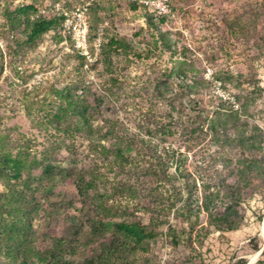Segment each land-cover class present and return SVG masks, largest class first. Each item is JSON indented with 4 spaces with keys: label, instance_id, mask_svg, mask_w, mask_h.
<instances>
[{
    "label": "rangeland",
    "instance_id": "rangeland-1",
    "mask_svg": "<svg viewBox=\"0 0 264 264\" xmlns=\"http://www.w3.org/2000/svg\"><path fill=\"white\" fill-rule=\"evenodd\" d=\"M27 4H34L38 15L44 17L64 14L68 23L61 30L63 42L49 34L33 49L17 47L16 37L3 27L2 14ZM136 6L133 10L123 0H0V136L4 145L13 155L29 152L32 157L63 142L68 151L62 148L55 155L62 168H92L95 139L86 134L64 139L45 117L54 110L45 100L50 87L83 82L88 87L86 98L95 110L94 125L114 127L113 135L101 144L124 146L131 139L130 153L137 156L140 167L158 164L174 176L158 189L163 199L156 210L167 204V197L178 192L182 195L181 202L168 213L167 223L152 225L141 208L147 205L144 195L156 184L140 169L125 173L107 170L108 190L127 182L134 191V197L122 193L113 199L114 207L123 214L117 220L138 222L155 233L144 251L121 263L264 264V255L255 256L264 246V0H170L171 16L162 24L155 22L167 34L170 51L162 47L157 32L147 28L145 14L151 12ZM78 16L87 29L91 24L97 28L93 57L88 30L85 49L75 47L71 30ZM111 38L121 41L122 47L112 50L108 73L98 55L101 43ZM77 55L85 57L83 67ZM178 68L185 75L181 86H176L174 77ZM160 80L171 84L164 99L154 92ZM192 80L200 86L194 89ZM216 113L227 123L228 135L233 131L229 116L236 113L233 138L261 137L260 149L247 151L226 145L223 132L215 134L208 129V120ZM253 160L256 164L251 169L242 165ZM236 171L243 173L239 203L243 220L237 231H214L203 213L189 222L176 217L175 210L184 201L195 207L223 183L234 185ZM28 175L25 172L24 178ZM30 175L37 178L40 172ZM44 185L30 182L25 193L29 204L15 220L18 228L29 225V235L34 238L28 263L43 264L42 254L54 238L75 249L70 260L94 258L109 236L89 241L90 228L70 180L58 175L52 184ZM8 188L0 182V194L8 193ZM17 191L12 189L9 194ZM194 222L196 249L191 250L189 227ZM1 261L20 264L9 258Z\"/></svg>",
    "mask_w": 264,
    "mask_h": 264
},
{
    "label": "trees",
    "instance_id": "trees-1",
    "mask_svg": "<svg viewBox=\"0 0 264 264\" xmlns=\"http://www.w3.org/2000/svg\"><path fill=\"white\" fill-rule=\"evenodd\" d=\"M131 8L135 10L137 6L131 4ZM2 16L5 31L16 37V44L19 49L22 47L33 49L49 34L57 42H63L64 38L61 36V30L65 20L64 14L44 17L38 15L34 4H27L16 6L12 10L6 9ZM170 16L171 8L170 13L164 16L149 12L145 14L147 28L157 32L162 47L167 51H170V47L165 40L167 34L162 32L155 22L162 24ZM18 35H22L23 39L19 40ZM96 37L97 28L91 24L88 26V44L91 45L90 57L94 55L92 44ZM121 47V41L118 39L111 38L106 44L101 43L98 60L104 65V69L108 73L112 64L111 52ZM71 49L76 52L73 43H71ZM77 58L80 60V67H83L85 57L77 55ZM174 77L177 81L176 86H181L185 75L180 68L176 70ZM192 82L194 89L200 86L197 81L192 80ZM169 85L171 86V84H167L162 80L155 84L154 92L158 99H164ZM185 87L190 88L188 84ZM87 89L88 87L83 82L75 86H64L62 88L50 87L45 100H49L54 110L47 112L45 117L49 124L60 130L64 139L75 134H86L87 137L92 136L95 139V142L92 141V156L94 157L92 168L85 169L76 166L71 169L62 168L55 155L62 148L68 151L63 142L46 149L39 156L34 155L31 157L29 152L13 155L4 145V137L0 136V182L9 187L8 193L0 194V198H2L0 200V264H5L1 259L8 258L13 262L20 261V264H29L28 259L30 258L34 238L29 235V225L25 228L21 226L18 228L15 220L17 216L23 213L24 207L29 204L25 198V193L30 190L31 181H36L42 186L45 183L44 186L46 187L52 184L58 175L70 180L78 194L82 211L85 212L87 225L90 228L89 241L106 240L109 236L106 242H102L99 254L94 258L85 259L83 262L70 260L69 257L75 255V249L67 246L61 239L54 238L51 240L49 249L42 254L43 264H122L121 262L128 257L144 251L147 242L155 237V233L148 231L147 226L138 222L117 220L123 214H120L119 209L114 207L113 199L119 197L122 193L134 197V191L127 182H124L120 187L111 186L108 190L106 187L109 180L107 170L125 173V171L140 169V172L143 171V176L148 178L149 182L156 184L144 195L143 200L147 205L141 208L144 213L150 216L152 225L167 223L168 213L175 209L182 200V195L178 192L175 196L167 197V204L163 205L159 211L156 210V204L163 199L158 189L170 183L174 176L168 174L166 169H162L158 164L140 167L137 156L130 153L131 139L124 146L107 148L102 145L101 141L108 140L113 135L114 127L111 125H94L95 110L93 104L86 98ZM79 92H81L80 95H78ZM253 102L254 100L250 101V103ZM220 107L223 109V104H220ZM246 108L247 105L243 106L244 113ZM235 115L229 116L233 122V131L237 130L235 125L238 118ZM208 129L215 134L219 131L223 132L225 134L223 142L226 145L235 144L242 149H247V151L257 149L258 146L260 149L261 137L245 138L236 136L233 138L234 132L232 130V133L228 135V126L222 114L216 113L214 117L208 120ZM254 164H256L255 160L248 164L242 163L246 169H251ZM102 169L104 170L102 171ZM33 171H39V177L32 178L30 174ZM25 172H29L27 179L24 178ZM241 174H243L241 171H236L237 182L234 185L223 183L222 187L218 188L215 193L205 195L200 203L195 205L196 208L189 201H184L179 209L175 210L176 217H179L181 221L189 222L191 217H195L197 220L199 214L203 213L206 216L207 225L213 227L214 231L228 233L237 231L243 220L239 212L241 184H243V180H241L243 175ZM180 176L186 178L183 174H180ZM10 189L18 191L15 195H10ZM218 204L222 205L220 210L217 209ZM158 213L161 216H158ZM159 217H164L165 220L160 221ZM196 222L190 224L189 227L190 242L188 247L191 250L196 249L192 241V233L195 231ZM168 227L171 229L170 226ZM15 231H17V239L15 238ZM205 232V235H207L208 230L206 229ZM198 241L197 243L201 245L202 242Z\"/></svg>",
    "mask_w": 264,
    "mask_h": 264
},
{
    "label": "built area",
    "instance_id": "built-area-1",
    "mask_svg": "<svg viewBox=\"0 0 264 264\" xmlns=\"http://www.w3.org/2000/svg\"><path fill=\"white\" fill-rule=\"evenodd\" d=\"M126 3L134 4L147 8L151 13L156 15H167L170 13V0H123ZM77 24L72 28L75 47L77 49H85L87 42V26L83 22L82 17L78 16ZM68 20H64L62 27L66 29ZM68 30L71 29L68 27Z\"/></svg>",
    "mask_w": 264,
    "mask_h": 264
},
{
    "label": "water",
    "instance_id": "water-1",
    "mask_svg": "<svg viewBox=\"0 0 264 264\" xmlns=\"http://www.w3.org/2000/svg\"><path fill=\"white\" fill-rule=\"evenodd\" d=\"M264 255V246L262 247V249L258 252V255L256 256V258H261ZM249 264H253V262H250Z\"/></svg>",
    "mask_w": 264,
    "mask_h": 264
},
{
    "label": "bare ground",
    "instance_id": "bare-ground-1",
    "mask_svg": "<svg viewBox=\"0 0 264 264\" xmlns=\"http://www.w3.org/2000/svg\"><path fill=\"white\" fill-rule=\"evenodd\" d=\"M263 235V234H262ZM258 255V253L255 255V256H257Z\"/></svg>",
    "mask_w": 264,
    "mask_h": 264
}]
</instances>
